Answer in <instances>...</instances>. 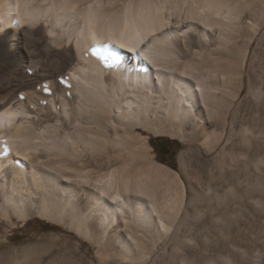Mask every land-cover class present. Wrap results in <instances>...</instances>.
<instances>
[{
	"label": "bare ground",
	"instance_id": "bare-ground-1",
	"mask_svg": "<svg viewBox=\"0 0 264 264\" xmlns=\"http://www.w3.org/2000/svg\"><path fill=\"white\" fill-rule=\"evenodd\" d=\"M260 4L244 24L245 0H0V218L11 228L34 217L62 225L97 248L99 264L249 259L233 244L220 258H188L194 238L182 229L192 205L222 199L213 185L234 162L263 168L249 142L239 151L240 132L249 141L255 131L233 112L263 36ZM244 25L251 33L241 40ZM236 48L242 61L224 57ZM138 129L182 138L190 147L180 170L157 162ZM195 145L212 158L200 162ZM188 161L198 171L185 180ZM249 188L248 202L264 211ZM68 243L61 264H94L65 260L83 245ZM38 248L0 252V264H42Z\"/></svg>",
	"mask_w": 264,
	"mask_h": 264
},
{
	"label": "rangeland",
	"instance_id": "rangeland-1",
	"mask_svg": "<svg viewBox=\"0 0 264 264\" xmlns=\"http://www.w3.org/2000/svg\"><path fill=\"white\" fill-rule=\"evenodd\" d=\"M262 1L263 0H245L246 3H251L252 7L247 9L244 13L246 15L244 24L255 20V17L249 14L252 8V10L258 12L259 16L262 9L260 3ZM250 33V29L244 25L240 33L241 40L245 39ZM261 34H263V36L260 39V36L253 39L251 50L245 61V73L242 75V82L245 86L241 90L240 98L233 112L239 124L249 126L251 131H255L254 136L249 137V141L245 140L246 136L244 137V132H240L238 142L239 151L247 147L246 144L249 142L251 155L258 160V163H260L263 168L257 169L255 166L247 168L241 161L234 162L235 164L231 163V165L233 164L232 166H234L233 169L229 170L227 168L226 171H231L234 174L231 177L226 176L224 181L214 183L213 185L218 192L220 191L222 199L217 202V200L215 201L214 199L209 200L208 197V201L206 200L198 206L193 207L192 205V207H190V215L192 216L190 218L191 229H182V234H187L189 237L194 238L193 247L187 248L185 251V255L188 258L194 257L197 260L200 259L203 261L210 260L211 258H220V254L225 256L231 251L229 247L230 244H233L244 247L249 252V259L236 256L238 264H264V211L248 202L246 196V190L250 187L249 189H251L255 197L260 195L264 199V134H258L259 131L264 128L263 28ZM236 49H234L233 54L231 53V56L224 54V57L242 61L244 53L241 52L240 49ZM37 66L40 67V63L37 64ZM43 82V84L50 83L49 80ZM250 85L254 89L253 93L249 91ZM138 135L139 144L145 141L149 146L151 145L150 153L157 162L173 170H180V155L190 147L182 138L173 137L167 133L155 134L153 131L143 129H138ZM193 147L195 150L194 154L200 159V162H206L212 158V155L205 156L196 145ZM165 152L167 154H164ZM189 162L190 161L186 163L188 167L185 166L183 171V173L185 172L183 174L185 180H188L187 178L191 175L195 176L194 173L198 171L197 165ZM191 170H194V172ZM190 186L194 188L192 185ZM228 189H233L236 196L231 194L225 196V192L228 191ZM225 197L226 199H224ZM220 216H222L223 220L219 219ZM221 228H223L225 235L221 234ZM51 238H58L60 244L58 248L52 249L51 253L48 252V254H45L44 251L48 248ZM66 243L69 244L68 251L75 250L81 243H83V245L80 246V251L77 250L78 255H76V257H71V255L67 253V255L63 257L65 260L71 259V261L74 262L75 259H79L80 256L84 255L89 261L94 262V264H99L96 256L97 248L89 242L84 241L78 235H75L74 232L68 231L64 226L62 227V225L60 226L34 217V219L26 224L17 222L15 228H11L0 218V252L39 245V251L37 250L38 254L33 258L34 261L36 259H42V264H46L55 259L54 264H61V259L59 260L56 258L59 254H64L62 252L67 250L65 248ZM58 249L62 250V252L58 253Z\"/></svg>",
	"mask_w": 264,
	"mask_h": 264
},
{
	"label": "snow or ice",
	"instance_id": "snow-or-ice-1",
	"mask_svg": "<svg viewBox=\"0 0 264 264\" xmlns=\"http://www.w3.org/2000/svg\"><path fill=\"white\" fill-rule=\"evenodd\" d=\"M93 54L95 55L96 53H95V51L93 52ZM102 59H105V57H101Z\"/></svg>",
	"mask_w": 264,
	"mask_h": 264
},
{
	"label": "trees",
	"instance_id": "trees-1",
	"mask_svg": "<svg viewBox=\"0 0 264 264\" xmlns=\"http://www.w3.org/2000/svg\"><path fill=\"white\" fill-rule=\"evenodd\" d=\"M164 154H167L166 152Z\"/></svg>",
	"mask_w": 264,
	"mask_h": 264
}]
</instances>
